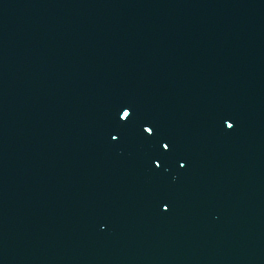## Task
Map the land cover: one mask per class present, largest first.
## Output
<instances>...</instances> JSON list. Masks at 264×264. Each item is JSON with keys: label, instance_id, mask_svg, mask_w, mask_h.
I'll use <instances>...</instances> for the list:
<instances>
[{"label": "water", "instance_id": "1", "mask_svg": "<svg viewBox=\"0 0 264 264\" xmlns=\"http://www.w3.org/2000/svg\"><path fill=\"white\" fill-rule=\"evenodd\" d=\"M0 264H264V0H0Z\"/></svg>", "mask_w": 264, "mask_h": 264}, {"label": "snow or ice", "instance_id": "2", "mask_svg": "<svg viewBox=\"0 0 264 264\" xmlns=\"http://www.w3.org/2000/svg\"><path fill=\"white\" fill-rule=\"evenodd\" d=\"M131 116H132V112H131L130 108L127 107V106H125V107L123 108V110H121V111L119 112V114H118V118H119V120H120L121 122H126L127 118H129V117H131ZM223 123H224L228 128H231V127L233 126V124H231V123L229 122V118H225L224 121H223ZM143 131H144L145 133H153V132L155 131V129L152 128V127H150V126H148V125H145V126L143 127ZM112 139L115 140V139H117V137L114 136V137H112ZM163 147L168 148V147H170V145H169V144H164ZM162 206H163L164 208H167V207H168V204H167V203H164Z\"/></svg>", "mask_w": 264, "mask_h": 264}]
</instances>
